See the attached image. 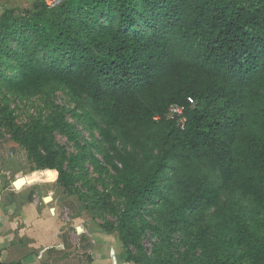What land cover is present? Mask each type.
Wrapping results in <instances>:
<instances>
[{
	"label": "trees",
	"instance_id": "trees-1",
	"mask_svg": "<svg viewBox=\"0 0 264 264\" xmlns=\"http://www.w3.org/2000/svg\"><path fill=\"white\" fill-rule=\"evenodd\" d=\"M57 11L81 19L82 35L72 34ZM15 25V53L0 58L7 90L23 96L63 86L90 99L106 126L100 135L114 150V131L138 150L117 151L121 167L110 162L131 192L120 217L124 229L143 201L157 196L170 205L162 264H191L193 250L176 260L171 239L197 233L200 220L213 264H264V235L222 202L224 193L240 195L264 211V0H64ZM172 106L184 109V127L168 117ZM158 122L166 126L162 159L178 165L172 200L158 191L156 177L136 181L150 140L142 133ZM18 143L36 156L33 172L56 170L68 189L72 177L56 169L54 157L36 153V139ZM183 167L195 169L181 176ZM129 231L134 237L124 240L138 246L141 231Z\"/></svg>",
	"mask_w": 264,
	"mask_h": 264
},
{
	"label": "rangeland",
	"instance_id": "rangeland-1",
	"mask_svg": "<svg viewBox=\"0 0 264 264\" xmlns=\"http://www.w3.org/2000/svg\"><path fill=\"white\" fill-rule=\"evenodd\" d=\"M37 1L31 7L27 6L13 12L9 17L0 18L1 59L2 56L6 58V52L15 53L12 51L15 49V24L22 22L26 25L29 15L34 14L37 8L44 7L42 0ZM55 14L72 34L82 35L81 19H69L59 11ZM12 58L9 57L11 62ZM1 65L3 64L0 62ZM6 71L5 75H12L11 71ZM2 75L0 69V174L4 173L2 182L11 186L10 182L18 176L33 178L32 182L38 183L34 187L47 190L45 197H50L57 206L60 228L63 231H78V235L73 234L77 245L83 244L82 239L87 235L86 228H102L117 238L128 264H162L168 255L165 236L166 222L170 218L168 202L157 196L147 198L131 214L133 220L128 221L130 226L127 229L120 223L131 192L121 182L122 172L117 173L110 162L121 167L117 151L126 155L138 150L125 142L118 131H114L118 136L116 150L105 142L100 135V129L106 126L89 98L77 99L67 88L55 83L44 85L37 93L22 96L7 90ZM165 131L164 122H158L143 131L142 134L150 140L146 142L147 156L139 157L142 171L136 174V181L141 183L156 177L158 191L163 197L172 200L173 193L170 188L174 182L170 181L175 178L173 171L178 165L162 159L160 150ZM23 137L36 139L39 144L36 153L43 158L51 155L50 158L54 157L56 169H61L72 177L73 182L67 190L58 183L56 170L50 171L51 173L33 172L39 165L36 156L30 155L18 143ZM194 169L183 167L180 175H186L190 171L193 173ZM8 177L10 180H7ZM54 177L55 180L50 182ZM213 180L217 182V177L214 176ZM19 186H24L21 181ZM225 201L234 204L236 212L244 216L259 234L264 235L260 230L262 222L264 225V211L240 195L230 196L224 193L222 202ZM213 211L207 215H212ZM200 221L197 222V233H191L186 240L181 233L175 234L171 239L175 243L171 252L176 260L192 249L187 255L188 262L213 264L208 248L209 241H202L200 238L198 228L204 224ZM130 227L141 231L138 246L127 244L124 240L132 239L135 235V231H129ZM67 235L69 237L70 234ZM197 239L199 244L193 248Z\"/></svg>",
	"mask_w": 264,
	"mask_h": 264
},
{
	"label": "crops",
	"instance_id": "crops-1",
	"mask_svg": "<svg viewBox=\"0 0 264 264\" xmlns=\"http://www.w3.org/2000/svg\"><path fill=\"white\" fill-rule=\"evenodd\" d=\"M37 2L0 0V18ZM2 174L0 264H128L123 247L114 235L102 228L88 227L83 244L77 245L73 234L78 235V231L60 228L57 206L50 197V201L45 200L47 190L34 187L38 183H33V178L29 177L18 176L7 186L2 182ZM22 178L26 179V184L20 187L17 181ZM54 180L55 177L49 181Z\"/></svg>",
	"mask_w": 264,
	"mask_h": 264
},
{
	"label": "built area",
	"instance_id": "built-area-1",
	"mask_svg": "<svg viewBox=\"0 0 264 264\" xmlns=\"http://www.w3.org/2000/svg\"><path fill=\"white\" fill-rule=\"evenodd\" d=\"M44 5L47 7V9L49 10H55L57 8H59L62 3L64 2V0H42ZM190 104H194V102L192 100H189ZM184 115V109L180 106H172L169 109V115L168 117L170 119H175V118H179V124L184 127V124L186 123V119L183 117ZM159 117H156L155 120H159Z\"/></svg>",
	"mask_w": 264,
	"mask_h": 264
},
{
	"label": "bare ground",
	"instance_id": "bare-ground-1",
	"mask_svg": "<svg viewBox=\"0 0 264 264\" xmlns=\"http://www.w3.org/2000/svg\"><path fill=\"white\" fill-rule=\"evenodd\" d=\"M20 181H21V184H22V185H25V184H26V179H25V178H22ZM20 181H19V182H20ZM45 200H46V201H50V198H46Z\"/></svg>",
	"mask_w": 264,
	"mask_h": 264
},
{
	"label": "water",
	"instance_id": "water-1",
	"mask_svg": "<svg viewBox=\"0 0 264 264\" xmlns=\"http://www.w3.org/2000/svg\"><path fill=\"white\" fill-rule=\"evenodd\" d=\"M19 181H20V180H18L17 182H19ZM17 182H16V183H17Z\"/></svg>",
	"mask_w": 264,
	"mask_h": 264
}]
</instances>
